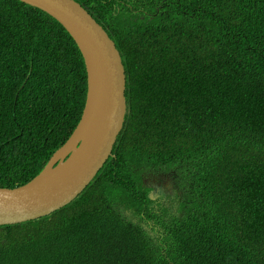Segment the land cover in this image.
I'll return each mask as SVG.
<instances>
[{"label":"trees","instance_id":"obj_1","mask_svg":"<svg viewBox=\"0 0 264 264\" xmlns=\"http://www.w3.org/2000/svg\"><path fill=\"white\" fill-rule=\"evenodd\" d=\"M77 1L120 51L125 122L73 201L0 225V264H264V0ZM86 92L65 27L0 0V187L43 169ZM163 164L172 192L143 181Z\"/></svg>","mask_w":264,"mask_h":264},{"label":"water","instance_id":"obj_2","mask_svg":"<svg viewBox=\"0 0 264 264\" xmlns=\"http://www.w3.org/2000/svg\"><path fill=\"white\" fill-rule=\"evenodd\" d=\"M56 18L83 56L87 92L69 138L30 181L0 187V225L49 215L73 201L96 177L120 134L127 112L126 71L105 28L76 0H22Z\"/></svg>","mask_w":264,"mask_h":264},{"label":"clouds","instance_id":"obj_3","mask_svg":"<svg viewBox=\"0 0 264 264\" xmlns=\"http://www.w3.org/2000/svg\"><path fill=\"white\" fill-rule=\"evenodd\" d=\"M185 2H186V0H185ZM187 4L192 6L191 11H193V9L195 8L194 5H192L190 3H187ZM182 38H183V41L185 43V45H184L185 50H187V49H190L195 43L200 42V33H193L191 31V29L188 28L187 30L184 31ZM184 46H182V47H184ZM170 167H171V165H167V164L160 165L151 179H147V178H145V176H143V181L146 183H148V181L157 182L158 184H160L163 187V190H166L167 192H172L171 186L173 184L174 174H171V168ZM143 225H144L145 229H148V230L150 229L151 234L154 236V232L152 231V229L150 227L146 226L145 224H143ZM154 227L157 228L156 225ZM153 236H152V238H153Z\"/></svg>","mask_w":264,"mask_h":264},{"label":"bare ground","instance_id":"obj_4","mask_svg":"<svg viewBox=\"0 0 264 264\" xmlns=\"http://www.w3.org/2000/svg\"><path fill=\"white\" fill-rule=\"evenodd\" d=\"M77 1V0H76ZM79 2V1H78ZM80 3V2H79ZM81 4V3H80ZM82 5V4H81ZM34 6V5H33ZM83 6V5H82ZM36 7V6H35ZM84 7V6H83ZM39 8V7H38ZM41 9V8H40ZM91 14V13H90ZM97 21V20H96ZM98 22V21H97ZM123 61V60H122ZM124 64V63H123Z\"/></svg>","mask_w":264,"mask_h":264}]
</instances>
